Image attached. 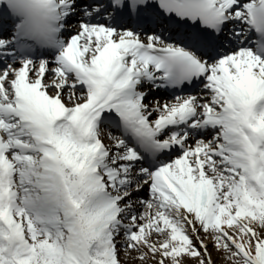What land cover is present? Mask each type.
I'll list each match as a JSON object with an SVG mask.
<instances>
[{
    "label": "snow or ice",
    "instance_id": "1",
    "mask_svg": "<svg viewBox=\"0 0 264 264\" xmlns=\"http://www.w3.org/2000/svg\"><path fill=\"white\" fill-rule=\"evenodd\" d=\"M0 264H264V0H0Z\"/></svg>",
    "mask_w": 264,
    "mask_h": 264
}]
</instances>
